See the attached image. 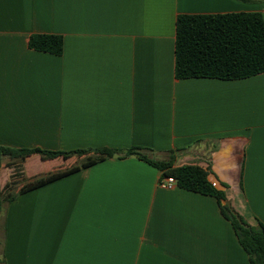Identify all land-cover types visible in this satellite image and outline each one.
I'll return each mask as SVG.
<instances>
[{
    "label": "crops",
    "instance_id": "1",
    "mask_svg": "<svg viewBox=\"0 0 264 264\" xmlns=\"http://www.w3.org/2000/svg\"><path fill=\"white\" fill-rule=\"evenodd\" d=\"M260 12L264 0H0V146L116 150L18 195L0 218V264H250L212 196L159 186L135 156L198 165L251 226L264 223V74L175 77L179 15ZM63 37L62 55L33 50ZM84 157L22 165L24 180ZM1 158L0 187L12 181Z\"/></svg>",
    "mask_w": 264,
    "mask_h": 264
},
{
    "label": "trees",
    "instance_id": "2",
    "mask_svg": "<svg viewBox=\"0 0 264 264\" xmlns=\"http://www.w3.org/2000/svg\"><path fill=\"white\" fill-rule=\"evenodd\" d=\"M29 46L39 52L62 55L64 41L60 35L34 34L30 37ZM259 74H264L263 14L237 12L178 16L175 46L176 79L213 78L230 81L251 78ZM116 152L109 148L63 152L0 146V158L16 159L20 163L33 155H40L44 160L58 157L69 159L75 155L84 157L80 165L25 182L14 194L5 195V192L15 185L12 181L7 183L4 189L0 187V218L4 205L11 203L18 195L100 163L111 158ZM124 156H135L144 160L162 172L161 178H174L179 188L216 198L222 214L232 223L241 246L247 252L250 264H264V223L251 226L232 207L240 217L239 221L231 208L225 204L227 201L225 192L216 189L209 181L207 170L192 164L176 167V158L173 154L163 161L150 159L146 155V149L140 147L127 150Z\"/></svg>",
    "mask_w": 264,
    "mask_h": 264
},
{
    "label": "rangeland",
    "instance_id": "3",
    "mask_svg": "<svg viewBox=\"0 0 264 264\" xmlns=\"http://www.w3.org/2000/svg\"><path fill=\"white\" fill-rule=\"evenodd\" d=\"M0 165H1V158H0ZM9 166L14 168V176L12 177V182L15 185L12 188H10L9 190H7L5 192V195H7L8 193L14 194L26 182L24 180V177H23L24 175L21 172L22 171V165L19 162V160L13 159V161L9 164ZM1 251H2V248L0 245V254H1ZM0 258H1V256H0Z\"/></svg>",
    "mask_w": 264,
    "mask_h": 264
},
{
    "label": "built area",
    "instance_id": "4",
    "mask_svg": "<svg viewBox=\"0 0 264 264\" xmlns=\"http://www.w3.org/2000/svg\"><path fill=\"white\" fill-rule=\"evenodd\" d=\"M216 188L218 186L217 182H211ZM159 186L162 189L171 190L177 186L176 181L172 177H163L160 179Z\"/></svg>",
    "mask_w": 264,
    "mask_h": 264
},
{
    "label": "water",
    "instance_id": "5",
    "mask_svg": "<svg viewBox=\"0 0 264 264\" xmlns=\"http://www.w3.org/2000/svg\"><path fill=\"white\" fill-rule=\"evenodd\" d=\"M113 157H114V158H118L119 155H118V154H114ZM225 204H227V205L231 208L232 213H233V214L236 216V218L240 221V217L238 216L237 212L234 211V209L232 208L230 201L227 200V201L225 202ZM241 224H242V223H241Z\"/></svg>",
    "mask_w": 264,
    "mask_h": 264
}]
</instances>
